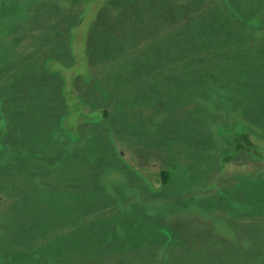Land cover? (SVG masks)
Masks as SVG:
<instances>
[{"label": "rangeland", "instance_id": "1", "mask_svg": "<svg viewBox=\"0 0 264 264\" xmlns=\"http://www.w3.org/2000/svg\"><path fill=\"white\" fill-rule=\"evenodd\" d=\"M72 1L17 38L0 0V264H264V159L228 140L264 145V0H109L75 30ZM84 43L73 96L106 114L69 133L48 61Z\"/></svg>", "mask_w": 264, "mask_h": 264}, {"label": "trees", "instance_id": "2", "mask_svg": "<svg viewBox=\"0 0 264 264\" xmlns=\"http://www.w3.org/2000/svg\"><path fill=\"white\" fill-rule=\"evenodd\" d=\"M14 1H15L17 8H20V9H19V12H15L16 15L13 16L14 18H16V23H17L16 24L17 28H15L16 31L14 33L11 32L9 34H13L17 38H19L18 33H20L22 36L28 35L29 28H32L30 26V23L33 22L34 16L37 17L39 22L41 23L44 22L43 25L44 26L46 25L47 27V26H50V22H47V21L53 18L52 16L49 18V15H47V11L51 9V6L56 3L63 7L62 3H59L61 2V0H30V2L29 0H14ZM108 1L109 0H86V2H84L83 5L81 6L80 12H78L77 14L78 15L77 22L71 26V29L75 30L76 27L80 25H84L86 28L89 27L90 29L92 20L95 17L96 13L100 11V9L103 6H106ZM32 2H34V5H32ZM77 2L78 0L72 1L73 4H76L74 8L75 10L77 8ZM31 10L32 12L37 10L38 14L33 15L31 13ZM39 11H44V12L46 11L45 15H42L44 16L43 18L39 16L40 15ZM46 17H48L49 19L47 21H44ZM251 18H252V22L257 23V18L255 17V15H253ZM33 27H36V26H33ZM211 36H210V39H208V41H213ZM17 38L13 37V40L17 42L21 41L20 39H17ZM43 38L46 39L47 37L44 35ZM34 41L35 43H37L36 39H34ZM85 46H86V43H84L82 47H78L79 49H81V53L79 57L77 58L78 59L77 64L75 62L76 57L73 54H72L73 55L72 65H64L62 63L56 62L55 60L53 61V59L48 61L49 62L48 64L51 68L61 73L60 75H62L61 77H63V86H64L63 88H64V91L66 92L65 96L71 100L68 103L66 102L68 106L67 107L68 114L65 115L62 119V126L64 125L69 133L75 130L74 128L75 122L77 123L81 116H86L88 118H95V117H100L106 114V110H103V111L96 110V111H92L89 113L84 112L78 99L73 96L74 93L72 91L73 89L72 84H73L74 76L77 73H83L84 75L88 73V63H87L88 58L86 55ZM30 47L31 46H29V48ZM73 48L74 46L71 45L72 52H73ZM20 49L21 48H17L16 50L14 49L13 51L14 54L13 56L11 55V57L14 58V56L18 54L21 55L22 53ZM198 55H201V54H197L196 55L197 58H198ZM18 58H19V55H18ZM81 59H83V62H79ZM130 67H131V64H130ZM223 127L224 126L222 124L219 125V128L221 129L222 133H224L225 131ZM228 140L232 143V151H235V152L250 151V152H253L256 156L260 157L261 159H264V145L254 141L248 132L242 131L239 134L229 133ZM159 174L161 176V183L162 184L167 183V180L169 178V172L167 170H162L159 172Z\"/></svg>", "mask_w": 264, "mask_h": 264}]
</instances>
